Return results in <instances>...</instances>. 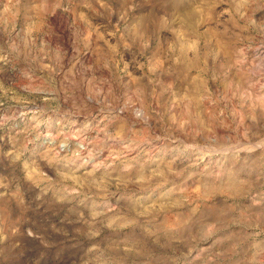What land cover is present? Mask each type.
Here are the masks:
<instances>
[{
  "label": "rangeland",
  "instance_id": "obj_1",
  "mask_svg": "<svg viewBox=\"0 0 264 264\" xmlns=\"http://www.w3.org/2000/svg\"><path fill=\"white\" fill-rule=\"evenodd\" d=\"M0 264H264V0H0Z\"/></svg>",
  "mask_w": 264,
  "mask_h": 264
}]
</instances>
